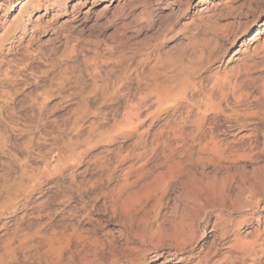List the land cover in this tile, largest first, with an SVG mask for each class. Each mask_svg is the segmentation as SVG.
<instances>
[{"label":"rangeland","instance_id":"374dc122","mask_svg":"<svg viewBox=\"0 0 264 264\" xmlns=\"http://www.w3.org/2000/svg\"><path fill=\"white\" fill-rule=\"evenodd\" d=\"M0 264H264V0H0Z\"/></svg>","mask_w":264,"mask_h":264}]
</instances>
